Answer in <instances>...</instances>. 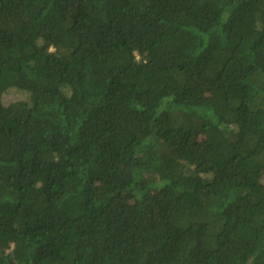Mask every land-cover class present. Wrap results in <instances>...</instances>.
Masks as SVG:
<instances>
[{
  "label": "trees",
  "instance_id": "obj_1",
  "mask_svg": "<svg viewBox=\"0 0 264 264\" xmlns=\"http://www.w3.org/2000/svg\"><path fill=\"white\" fill-rule=\"evenodd\" d=\"M0 13V264H264V0Z\"/></svg>",
  "mask_w": 264,
  "mask_h": 264
},
{
  "label": "rangeland",
  "instance_id": "obj_2",
  "mask_svg": "<svg viewBox=\"0 0 264 264\" xmlns=\"http://www.w3.org/2000/svg\"><path fill=\"white\" fill-rule=\"evenodd\" d=\"M1 13H0V17H1ZM16 96H20V94L19 93H17V92H15V93H10V94H7L6 95V97L8 98V99H14Z\"/></svg>",
  "mask_w": 264,
  "mask_h": 264
}]
</instances>
